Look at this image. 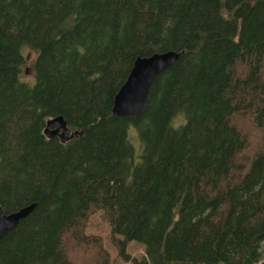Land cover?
<instances>
[{"label":"trees","instance_id":"1","mask_svg":"<svg viewBox=\"0 0 264 264\" xmlns=\"http://www.w3.org/2000/svg\"><path fill=\"white\" fill-rule=\"evenodd\" d=\"M167 49L141 112L114 115L134 58ZM54 115L81 133L47 138ZM31 201L0 264H108L97 210L131 264H264V0H0V207Z\"/></svg>","mask_w":264,"mask_h":264},{"label":"water","instance_id":"2","mask_svg":"<svg viewBox=\"0 0 264 264\" xmlns=\"http://www.w3.org/2000/svg\"><path fill=\"white\" fill-rule=\"evenodd\" d=\"M176 50L155 51L148 55H137L113 97L112 113L116 116H133L141 112L147 102L151 83L163 69L170 66L177 58ZM28 72V68L24 69ZM43 134L50 138L57 136L59 141L79 134L81 130H68L65 119L54 115L45 120ZM36 207L31 201L10 212H3L0 207V239L15 229L19 221L30 214Z\"/></svg>","mask_w":264,"mask_h":264},{"label":"rangeland","instance_id":"3","mask_svg":"<svg viewBox=\"0 0 264 264\" xmlns=\"http://www.w3.org/2000/svg\"><path fill=\"white\" fill-rule=\"evenodd\" d=\"M21 53L25 54V62L22 65V70L24 67H30L32 65V61L35 55V50L31 47H24L21 49ZM20 77L22 79H33V73L29 70L27 73H20ZM247 124V123H246ZM240 129L243 130L245 128L244 124H241L239 121ZM128 137L134 146V150L138 152L141 148V144L137 139L136 133L134 129L128 128L127 130ZM86 224L84 225V233L86 235H94L98 236L101 240L102 249L105 250L108 256V264H131L130 261L122 260L116 253L115 246L111 242L110 239V227L107 221L104 220L102 211L97 210L90 213L87 216ZM117 238H121L119 235H115ZM89 246V245H88ZM125 251L130 258H140L144 256V249L141 244L136 243L135 241H129L126 244Z\"/></svg>","mask_w":264,"mask_h":264},{"label":"bare ground","instance_id":"4","mask_svg":"<svg viewBox=\"0 0 264 264\" xmlns=\"http://www.w3.org/2000/svg\"><path fill=\"white\" fill-rule=\"evenodd\" d=\"M28 71H29V69H28ZM26 73H27V72H26ZM67 127H68V126H67ZM68 130H69V128H68ZM80 133H81V132H80ZM80 133H79V134H80ZM67 139H69V138H67ZM67 139H66V140H67ZM64 141H65V140H64ZM62 142H63V141H62Z\"/></svg>","mask_w":264,"mask_h":264}]
</instances>
